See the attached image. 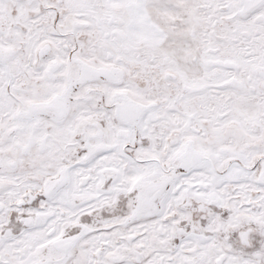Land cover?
I'll list each match as a JSON object with an SVG mask.
<instances>
[{
	"label": "snow or ice",
	"instance_id": "6c2138e0",
	"mask_svg": "<svg viewBox=\"0 0 264 264\" xmlns=\"http://www.w3.org/2000/svg\"><path fill=\"white\" fill-rule=\"evenodd\" d=\"M0 264H264V0H0Z\"/></svg>",
	"mask_w": 264,
	"mask_h": 264
}]
</instances>
